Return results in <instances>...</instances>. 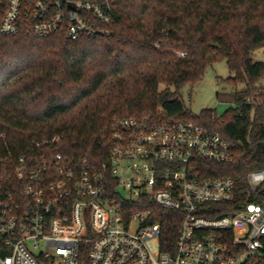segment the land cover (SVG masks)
<instances>
[{
	"label": "built area",
	"instance_id": "2783aa9c",
	"mask_svg": "<svg viewBox=\"0 0 264 264\" xmlns=\"http://www.w3.org/2000/svg\"><path fill=\"white\" fill-rule=\"evenodd\" d=\"M114 22L107 0H0L3 35L105 38ZM59 142H35L0 174V264H264V171L246 175L253 201L207 216L235 199L232 179L202 168L232 159L218 133L175 118H115L99 165L54 152ZM154 208L180 220L171 250Z\"/></svg>",
	"mask_w": 264,
	"mask_h": 264
},
{
	"label": "trees",
	"instance_id": "16d2710c",
	"mask_svg": "<svg viewBox=\"0 0 264 264\" xmlns=\"http://www.w3.org/2000/svg\"><path fill=\"white\" fill-rule=\"evenodd\" d=\"M107 1L115 22L105 38L0 33V174L11 172L35 142L57 135L54 152L99 165L108 159L115 118H175L231 145L230 162L202 168L205 176L232 179L235 199L212 205L207 216L229 215L253 201L246 175L264 171V63L252 58L264 46V0ZM221 60L233 74L225 83L242 89L230 95L222 116L190 115L181 89ZM154 211L167 230L162 248L171 250L180 220Z\"/></svg>",
	"mask_w": 264,
	"mask_h": 264
},
{
	"label": "rangeland",
	"instance_id": "374dc122",
	"mask_svg": "<svg viewBox=\"0 0 264 264\" xmlns=\"http://www.w3.org/2000/svg\"><path fill=\"white\" fill-rule=\"evenodd\" d=\"M255 62L264 63V46L253 53ZM233 74L229 72L225 60H221L205 71L203 79L194 86L186 84L180 91L185 109L192 116H198L203 110H213L217 116H222L230 107L228 101L235 90L242 86H231L225 80ZM264 87V78L259 82ZM217 94L219 97L217 98Z\"/></svg>",
	"mask_w": 264,
	"mask_h": 264
}]
</instances>
